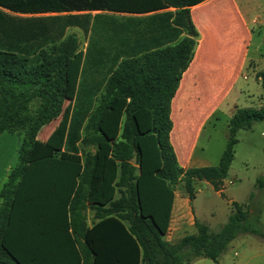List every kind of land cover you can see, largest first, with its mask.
<instances>
[{"label":"trees","instance_id":"1","mask_svg":"<svg viewBox=\"0 0 264 264\" xmlns=\"http://www.w3.org/2000/svg\"><path fill=\"white\" fill-rule=\"evenodd\" d=\"M201 1L0 0V137L23 138L19 163L0 191V264H34L11 239L24 207L29 224L41 217L47 233H56L58 248L65 249L57 264L67 261L71 238L81 264H220L237 238L264 240L256 192L245 204L232 203L220 230L196 220L195 234L167 240L174 185L181 183L191 201L198 181L223 195L237 133L264 121L263 93L260 108L234 113L218 166L180 165L171 142L172 102L194 58L199 33L190 8ZM72 29L89 41L66 153L58 158L38 136L60 118L75 85L71 71L81 42ZM257 79L264 91V70ZM178 114L177 122L187 120ZM256 189L264 190V178Z\"/></svg>","mask_w":264,"mask_h":264},{"label":"rangeland","instance_id":"2","mask_svg":"<svg viewBox=\"0 0 264 264\" xmlns=\"http://www.w3.org/2000/svg\"><path fill=\"white\" fill-rule=\"evenodd\" d=\"M120 20L139 18L130 14H112ZM77 34L81 47L74 59L71 75L75 85L68 92L63 113L60 118L45 126L38 139L41 143L53 148L52 154L62 158L66 153V132L76 105L81 73L85 64L86 48L89 37L80 29H72ZM251 58H258V71L264 70V47L262 51L251 49ZM104 75V70L100 76ZM232 81L214 74L201 75L197 82L189 81L184 90L177 96L173 108L190 115L192 108H219L203 132L196 151L198 158H204L210 166L215 167L228 144L229 125L233 113L242 108H260L263 105V88L253 70H246L238 78L235 88L227 96ZM175 119L177 118V113ZM236 138L235 157L229 174L225 180L223 195L218 194L213 187L205 182L196 185L194 207L200 220L213 231H218L227 223L231 213L230 199L237 203H246L250 194L256 192L257 202L263 208L261 221L264 225V190L256 189L257 180L264 178V121L256 122L249 130H240ZM23 138L4 133L0 137V191L8 181L12 169L19 163L20 149ZM84 151L96 153L94 146H83ZM79 158V157H78ZM176 192H184L181 183L174 185ZM1 203V199H0ZM196 220V219H195ZM174 237L171 242H176ZM238 256H235V253ZM220 264H264V240L246 235L232 242L229 250L219 260ZM193 264H216L209 259H199Z\"/></svg>","mask_w":264,"mask_h":264},{"label":"crops","instance_id":"3","mask_svg":"<svg viewBox=\"0 0 264 264\" xmlns=\"http://www.w3.org/2000/svg\"><path fill=\"white\" fill-rule=\"evenodd\" d=\"M167 11L176 12L175 9ZM190 12L199 37L193 61L183 75L176 96L184 90L189 81L197 82L201 75L207 74L230 78L233 83L226 94L229 96L238 78L246 70H253L255 74L261 72L258 71V58H251V49L255 48L260 52L264 47V0H203L192 6ZM174 100L171 114L173 121L171 142L180 165L185 169L209 167V163L204 158L197 157L196 151L208 122L214 118L219 108L216 106L214 108H192L187 120L177 122L173 108ZM181 114L182 111L179 110L178 115ZM59 187L61 188V185ZM55 193L57 195L58 191ZM217 193L222 195L220 192ZM55 198L57 196L54 197V201ZM194 200L191 201L183 191L176 192L171 226L167 235L168 241L171 242L173 237L174 240H180L188 234H195L196 220L203 223L195 210ZM234 202L233 199L229 201L231 213ZM54 206H56L55 202ZM17 213L19 218L16 219L17 223L14 226L16 228L11 238L16 251L20 256L34 260V264H57L59 254L65 249L58 248L56 233H47L48 227L45 226V221L43 222L41 217L32 225L29 224L27 207L17 210ZM87 217L93 229L94 224L90 212L87 213ZM66 249L65 264L82 263L81 252L72 238ZM235 256H238L237 252Z\"/></svg>","mask_w":264,"mask_h":264},{"label":"water","instance_id":"4","mask_svg":"<svg viewBox=\"0 0 264 264\" xmlns=\"http://www.w3.org/2000/svg\"><path fill=\"white\" fill-rule=\"evenodd\" d=\"M133 163H134V164L137 163L136 157L133 159Z\"/></svg>","mask_w":264,"mask_h":264}]
</instances>
